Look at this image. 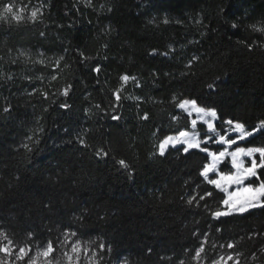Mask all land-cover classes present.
<instances>
[{"label":"trees","instance_id":"trees-1","mask_svg":"<svg viewBox=\"0 0 264 264\" xmlns=\"http://www.w3.org/2000/svg\"><path fill=\"white\" fill-rule=\"evenodd\" d=\"M253 26L264 0H0V264H264V208L215 217L209 154L159 152L193 128L183 100L264 122Z\"/></svg>","mask_w":264,"mask_h":264},{"label":"snow or ice","instance_id":"snow-or-ice-1","mask_svg":"<svg viewBox=\"0 0 264 264\" xmlns=\"http://www.w3.org/2000/svg\"><path fill=\"white\" fill-rule=\"evenodd\" d=\"M5 13H13V8L12 6H8L5 9ZM13 16L17 19L20 20L22 17L16 16L15 13H13ZM31 16L35 18L37 16V12L33 11L31 13ZM235 27V25H233ZM255 30L257 31H262L264 32V28L256 29L255 26H253ZM98 71V69H97ZM122 79L127 80L128 77L124 76ZM65 94L66 91H65ZM117 99H119V96H117ZM191 106V108L197 112L198 114H203L209 117H216V111L214 109L205 111L204 108H201L197 106L195 100H183L180 104L179 107L182 109H187V106ZM191 114V113H189ZM115 118V117H114ZM193 126H195L196 121L194 120ZM228 124H233V121H227ZM262 126H264V122H261ZM208 128L212 129L213 125L208 122ZM235 129H238L241 133L240 138L243 139L246 135L251 136L253 133L252 132H244V125L241 123H235ZM181 137H185V139L182 141L183 144L187 145V147L184 149L185 151L188 150V148H199V142L196 141L195 135L192 138H187L188 134L187 133H180ZM172 137L166 138L162 144L160 145V152L161 155L164 154V149L165 146L169 144L170 141H172ZM177 143H180L181 141L177 140ZM229 144H235L237 141L235 139L228 141ZM202 151H207V149H202ZM254 153H259L260 157V162L257 163V160L255 158H252L250 160V166L245 167L244 163L242 160L239 158L244 156V157H253ZM99 154V153H98ZM104 155H107V153H104ZM225 155H231L232 157V165L237 169V171L229 174H224L221 173L219 175L218 179H209L208 183L215 185L217 189H220L222 192L227 193V198L223 200V204L227 206L228 211L223 212V211H216L213 215L215 217H220L224 215H229L232 212L236 213H244L247 212L249 209L256 208V207H261L264 208V181L260 182L258 186H253L252 184H248L247 186H243L245 180H248L252 177H256L259 179L257 169L258 168H264V147H253V148H243V147H237L235 152L232 153H226V152H220L219 155L217 156L216 153H211L213 162L209 165H207L204 169L201 175H203L206 179L209 176V173H214L216 171V164L217 162L225 157ZM119 163L127 167V164L124 160H120ZM232 185H238L242 187H237V189L234 192H229L228 188L231 187ZM208 195H211V193H208ZM203 199V197H201ZM192 201H189L191 203ZM7 239V237H4ZM11 241H9V244ZM228 247H233V245H228ZM101 248H103V245H101ZM77 249L74 248L73 251H76ZM0 251H3L5 253L10 254V249L7 246H4L0 248ZM53 251V247L51 242H48L46 250L42 253L44 257H48L49 254ZM203 251V248H201L197 253V257H199L200 252ZM21 253H25V250L23 248L20 249ZM22 258V257H20ZM229 260L232 259L231 256L228 257ZM35 264V261L33 262ZM48 264H51L49 261ZM238 264V262H237Z\"/></svg>","mask_w":264,"mask_h":264},{"label":"rangeland","instance_id":"rangeland-1","mask_svg":"<svg viewBox=\"0 0 264 264\" xmlns=\"http://www.w3.org/2000/svg\"><path fill=\"white\" fill-rule=\"evenodd\" d=\"M183 110L186 113H188V114L191 113L189 115L191 117V121L192 122L194 120L196 121V124H195V126H193L192 130L187 131V132H184V133H187L188 134V137L187 138H192L195 135L196 141L199 142V148L198 149H201V150L202 149H205L204 146H203L204 144H207V145L216 144V145H219L220 146V149L218 151H212V150H207L206 151L209 154V157H210V160L207 163V165H209V164H211L213 162L211 153H216L217 156H218L220 152H226V153L235 152L236 149H237V147H243L242 145H240L241 142H243L246 139L250 138L260 128H264V126H262V124H260L258 126V128L255 129L254 131H249V130H247V129L244 128V132L245 133L252 132L253 134L251 136H247L246 135L243 139H241L240 138L241 133H240V131L238 129H235V123L228 124L224 128H222V129H217L216 126H215L216 117L213 118V117H209V116H206V115H203V114H198L197 112H195L191 108L190 105L187 106V109H183ZM208 110H211V109H205V111H208ZM208 122H210L213 125V128L212 129H209L208 128ZM192 125H193V123H192ZM199 125H204L205 126V130H200L199 129ZM168 137H172L173 140L170 141L169 144L165 146L164 153L167 151V149L170 146L183 145L185 148L187 147V145H185V144L182 143V141L185 139V137H181L180 134H178V135H171V136H168ZM233 139H235L237 141V143H235V144H229L228 141L233 140ZM177 140H179L181 142L180 143H177L176 142ZM190 149H192V148H188V150H190ZM159 152H160V146H159ZM252 158H255L257 160V163L260 162L259 153H254L253 154V157H244V156H242L239 159L243 161L245 167H249L250 166V160ZM226 161H228V163L231 166V169L229 171L228 170H223L221 168L222 165ZM236 171H237V169L232 165V157H231V155H225V157L221 158L217 162V164H216V171L214 173H209V176H208L207 180H209V179H218L219 178V175L221 173H224V174L233 173L234 174ZM252 178H250V179H252ZM250 179L245 180L243 186H247L248 185V181ZM237 187H242V186L232 185L231 187L228 188V191L229 192H234L237 189ZM224 194H225V196L227 198V193L224 192ZM224 207H225V209L223 210V212H227L228 211L227 206L224 205ZM235 213L236 212H232L231 214H235ZM231 214H229V215H231ZM224 216H228V215H224Z\"/></svg>","mask_w":264,"mask_h":264},{"label":"water","instance_id":"water-1","mask_svg":"<svg viewBox=\"0 0 264 264\" xmlns=\"http://www.w3.org/2000/svg\"><path fill=\"white\" fill-rule=\"evenodd\" d=\"M5 253V252H4Z\"/></svg>","mask_w":264,"mask_h":264}]
</instances>
